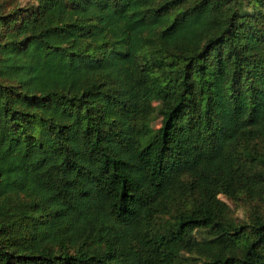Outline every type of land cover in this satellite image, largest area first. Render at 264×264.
<instances>
[{"label": "trees", "instance_id": "16d2710c", "mask_svg": "<svg viewBox=\"0 0 264 264\" xmlns=\"http://www.w3.org/2000/svg\"><path fill=\"white\" fill-rule=\"evenodd\" d=\"M184 251L264 264V0H0V264Z\"/></svg>", "mask_w": 264, "mask_h": 264}, {"label": "rangeland", "instance_id": "374dc122", "mask_svg": "<svg viewBox=\"0 0 264 264\" xmlns=\"http://www.w3.org/2000/svg\"><path fill=\"white\" fill-rule=\"evenodd\" d=\"M158 125V121H156L155 126ZM220 199H222L229 207L230 214L236 218V220L244 221L248 218L249 207L247 202L244 199H230L222 194L219 195ZM196 239H201L206 237L205 231H196L194 233ZM183 256L185 259L182 260L184 264H200V260L193 258V253H188L186 251L183 252Z\"/></svg>", "mask_w": 264, "mask_h": 264}]
</instances>
